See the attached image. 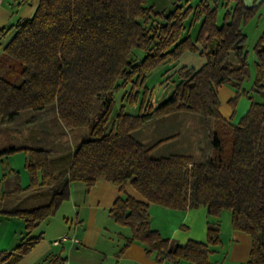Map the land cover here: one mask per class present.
<instances>
[{
    "label": "trees",
    "instance_id": "trees-1",
    "mask_svg": "<svg viewBox=\"0 0 264 264\" xmlns=\"http://www.w3.org/2000/svg\"><path fill=\"white\" fill-rule=\"evenodd\" d=\"M214 1L212 6L209 0L195 5L176 0L165 13L148 0H38L31 17L17 21L0 53V124L22 111L54 104L66 128L91 125L90 137L75 146L64 173L50 171L48 150L25 149V189L58 183L44 203L0 209V214L23 222L18 242L0 251V264H18L40 241L41 232L33 230L68 199L71 182H82L87 192L100 177L121 190L130 184L142 197L120 195L109 209L115 223L129 229L121 251L138 241L157 262L213 264L209 254L220 243L218 222L207 223L206 241L180 244L153 229L148 213L151 203L179 210L204 206L215 218L229 212L232 228L250 236L245 264H264V33L254 45L258 59L250 88L261 100L243 89L250 105L233 120L242 83L250 77L242 24L258 16L259 3ZM219 2L224 9L220 24ZM7 29L0 28V45ZM186 51L199 52L204 62L198 68H177L171 94L152 106L144 87L147 73ZM222 85L235 89L228 100L229 118L220 112ZM120 88L126 103L139 102L137 113L125 112L121 104L113 114V93ZM97 106L103 110L91 123ZM179 111L201 115L209 128L211 152L202 162L183 153L152 157V147L131 135L147 121ZM17 150L3 149L0 158ZM3 195L0 187V203ZM63 261L57 256L50 264Z\"/></svg>",
    "mask_w": 264,
    "mask_h": 264
},
{
    "label": "crops",
    "instance_id": "crops-1",
    "mask_svg": "<svg viewBox=\"0 0 264 264\" xmlns=\"http://www.w3.org/2000/svg\"><path fill=\"white\" fill-rule=\"evenodd\" d=\"M37 2L38 0H33L32 2H28L27 0L1 1L0 28H8L4 34L7 41L13 36L17 21L19 19L31 17ZM193 55L199 57L198 64L204 62V59L200 55L195 53ZM228 59L233 65L236 64V58L232 53H230ZM224 89H227V95L232 93L227 86L222 85L218 89V94ZM249 105L250 100H247L246 107L244 111L241 112H238L236 107L233 120H237L243 115ZM48 111H50V116L46 118ZM220 112L225 118H229L232 109H225L223 111L220 101ZM23 113L25 112H20L14 119H17L23 115ZM24 115L27 124H31L32 122L33 125V122H36V120L46 121L49 127L60 130L59 132L61 135L65 133L71 134L74 131V129L66 128L60 121L54 104H50L42 110L31 111V113ZM58 141L59 138L55 133L48 132V134H44L42 132L41 135L38 134L33 137L29 135L18 147H11L16 149L36 147L48 150L50 171L54 174L60 172L64 173L69 167L71 154L76 145L75 142L71 140V146L74 144V147L69 157L59 168L56 166L52 168L50 155L53 150L60 149ZM6 146L0 147V151L10 148ZM27 156L28 154L25 155L24 162ZM0 182V187L4 194L3 200L0 203V209L5 210L26 207L21 205V201L24 198L22 200L19 198V195L23 193H28L27 197L35 194L40 195V197L36 198L33 196L32 200L29 199L28 203L30 205L27 206L36 204V200H41V202H43L44 199V201H46L51 192V188L58 183L55 182L37 189H25L28 185V179L25 181L22 180L18 172L13 169H11L7 175H4V178L0 179ZM125 188L121 190L113 182L103 177L96 179L87 192L82 182H71L68 199L70 205L76 211L75 221L73 222V219L69 218L67 213H64L60 218H56L54 223L57 225V229L51 231L49 235H43L42 231V238L40 241L18 264H50L51 259L57 256L64 259L63 264H170L167 260L157 262L154 258V253H146L144 245L138 241L132 242L121 251L123 247L122 236L128 235L126 231L118 232L115 237L106 235L102 232L101 224H103L102 218L105 216L104 211H109L117 197L128 194L140 198L137 194L130 193L131 191L125 193L127 192ZM49 190L50 192L47 194ZM148 213L150 216V225L153 229L157 230L162 237L180 244H184L188 240L206 241L207 223L218 222L220 225V243L211 246L212 251L209 254L210 262L213 264H245L248 259L251 246L250 236L232 228L231 215L227 211L222 212L220 218H215L207 214L204 206L179 210L151 203L148 206ZM109 216L112 217L110 212L108 214V217ZM22 230L23 222L20 218L6 217L0 214V251H9L22 236ZM63 234H66L69 238L56 242ZM72 237L77 238L78 241H72ZM177 264L194 263L190 261H180Z\"/></svg>",
    "mask_w": 264,
    "mask_h": 264
},
{
    "label": "rangeland",
    "instance_id": "rangeland-1",
    "mask_svg": "<svg viewBox=\"0 0 264 264\" xmlns=\"http://www.w3.org/2000/svg\"><path fill=\"white\" fill-rule=\"evenodd\" d=\"M176 0H148V4H152L154 10L169 12L174 8V2ZM180 3H184L185 0H178ZM199 0H189L191 5H195ZM210 5H215L214 0H209ZM254 2L259 3L258 5V16L252 17L249 21L242 24V31L245 35V53L246 60L248 63L249 74L250 77L246 79L242 83V89L240 90V94L236 99L235 109L237 107L238 112L244 111L246 107L247 97L243 93V89L247 93H252L253 99L255 101L261 100L259 94L253 93L250 88L254 80L255 75V62L257 61V56L254 51V45L257 37L264 33V0H245L247 5H251ZM224 9L220 5V2L217 3V22L220 24L222 22ZM187 24V22H186ZM197 31V24L194 26L193 30L190 31L191 35H195ZM7 41L6 37L3 36L0 45V53L2 51V47ZM140 57L144 55V53L136 49L135 50ZM199 55V52H185L180 57L175 60H168L164 63H161L157 67L153 68L149 73H147L144 81V87L148 89L147 99L149 104L152 106H157L159 103L164 101L169 97L171 91L174 87V81L177 79V75L175 76L174 71L176 67H200L201 62L198 64L199 57L193 54ZM229 88L232 93L227 95V89L221 90L219 94L220 101L222 103V110L232 109L228 104V99L235 96V89L229 85H225ZM125 92L124 88H120L113 93L115 106L113 108V114H115L121 104H123V110L128 113L135 114L138 112L139 102L133 105H129L123 100V94ZM227 99V100H226ZM102 108L97 106L95 112L92 115L91 123H93L97 117L102 112ZM23 115L14 119L12 122L1 123L0 124V147H11L20 145L26 138L30 136L41 135L42 132L44 134H48V132L55 133L58 138V146L60 149H56L52 151L50 155V163L52 168L54 166L60 167L64 164L66 159L69 157L71 151L73 150V146H71V140L75 142V145H78L82 140L88 139L90 137V125L75 128L73 133L64 135L60 134V130L49 127L46 121L36 120V122H32L31 124H27L25 122V115L29 114L31 111H23ZM50 111L47 112L46 118L49 115ZM50 124V123H49ZM52 124V122H51ZM209 128L206 125L203 117L196 113L179 111L161 118H155L147 121L140 128L131 132V135L134 139L138 140L143 144L144 147H152L150 151V155L152 157H162L167 156L169 154L174 153H183L188 154L193 157L195 162H202L206 158L207 155L211 152L210 141H209ZM7 143V144H6ZM27 155V151L23 148H19L17 151L12 152L10 154L4 155L0 158V179L4 178V175H7L11 169L17 171L20 178L22 180H27L29 183V175L27 169L24 166V157ZM51 168V169H52ZM1 184V182H0ZM127 189L125 193L137 194L140 198L141 195L135 191V189L127 184ZM45 192V191H44ZM50 192L47 191V194ZM28 194V193H27ZM27 194H20L19 198L22 200L21 205L27 207L30 205L28 200H32L34 198L40 197V195L35 194L32 196H28ZM44 194V193H43ZM48 199V198H47ZM41 200H36V204L44 203ZM31 204V205H36ZM68 206V207H67ZM70 205L69 199H65L57 211L51 217L42 221L34 230L32 234H38L43 231V235H49L51 231L57 229V225L54 223L56 218L62 217L64 213H67L69 218L75 221L76 211ZM69 208V209H67ZM102 220V232L106 235H110L115 237L118 232H127L129 234V229L125 226L118 225L115 223L112 217H108L109 211L105 210ZM55 224V225H54ZM64 235V234H63ZM69 238V236H67Z\"/></svg>",
    "mask_w": 264,
    "mask_h": 264
},
{
    "label": "built area",
    "instance_id": "built-area-1",
    "mask_svg": "<svg viewBox=\"0 0 264 264\" xmlns=\"http://www.w3.org/2000/svg\"><path fill=\"white\" fill-rule=\"evenodd\" d=\"M1 1H2V0H0V4H1ZM66 239H68V237H67L66 234H64V235L60 236V237L56 240V242H59V241H61V240H66ZM71 239H72V241H74V242L78 241V239H77V238H74V237H72Z\"/></svg>",
    "mask_w": 264,
    "mask_h": 264
}]
</instances>
